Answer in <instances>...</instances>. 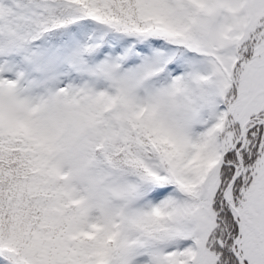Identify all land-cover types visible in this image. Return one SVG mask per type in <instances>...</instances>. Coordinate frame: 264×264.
<instances>
[{"label": "snow or ice", "instance_id": "snow-or-ice-1", "mask_svg": "<svg viewBox=\"0 0 264 264\" xmlns=\"http://www.w3.org/2000/svg\"><path fill=\"white\" fill-rule=\"evenodd\" d=\"M0 264H264V0H0Z\"/></svg>", "mask_w": 264, "mask_h": 264}]
</instances>
